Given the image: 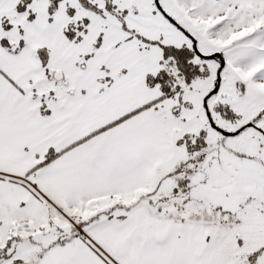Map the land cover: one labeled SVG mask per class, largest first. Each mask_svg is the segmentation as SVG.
I'll use <instances>...</instances> for the list:
<instances>
[{
    "label": "snow or ice",
    "instance_id": "snow-or-ice-1",
    "mask_svg": "<svg viewBox=\"0 0 264 264\" xmlns=\"http://www.w3.org/2000/svg\"><path fill=\"white\" fill-rule=\"evenodd\" d=\"M0 264H264V0H0Z\"/></svg>",
    "mask_w": 264,
    "mask_h": 264
}]
</instances>
